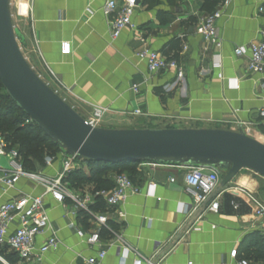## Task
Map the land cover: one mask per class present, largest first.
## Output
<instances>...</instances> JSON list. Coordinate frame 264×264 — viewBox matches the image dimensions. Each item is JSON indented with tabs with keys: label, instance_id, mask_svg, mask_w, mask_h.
Returning a JSON list of instances; mask_svg holds the SVG:
<instances>
[{
	"label": "crops",
	"instance_id": "crops-1",
	"mask_svg": "<svg viewBox=\"0 0 264 264\" xmlns=\"http://www.w3.org/2000/svg\"><path fill=\"white\" fill-rule=\"evenodd\" d=\"M116 1L121 6L122 0ZM226 1L228 5L215 11L222 12L217 26L223 40L224 80L211 69L215 50L205 49L196 34V24L208 15L202 0H138L136 29L127 28L116 40L107 0H16L13 17L20 22L21 46L30 66L85 120L100 108L106 110L102 128L133 129L141 123L142 128L154 129L243 130L261 141L264 76L250 73L249 59L236 57L234 50L264 41V0ZM63 42L71 44L70 56L61 55ZM140 50L176 56L184 78L178 80L174 71L151 74L136 56ZM133 86L139 87L138 94ZM136 109L144 116H133ZM61 160L58 156L41 173L57 176ZM8 162L0 157V166ZM79 165L78 169L85 167ZM137 170L141 192L117 209L101 211L116 228L111 237L101 236L108 250L103 264H119L121 259L125 264H237L232 250L242 252L249 235L264 225L242 198L243 189L257 198L260 193V184L250 175H239L221 187L219 214L206 213L197 221L199 215L186 214L191 203L185 191L186 168L139 165ZM151 182L157 184L154 192ZM72 191L81 199L92 195L87 189ZM21 193L40 196L43 189L27 180L13 190L0 186V204ZM44 201L60 247L46 254L43 264H82L94 256L99 247L88 246L77 231L100 234L103 229L69 200L60 205L46 196ZM232 201L240 204L239 210L233 209ZM50 235L48 231L40 236L38 246Z\"/></svg>",
	"mask_w": 264,
	"mask_h": 264
},
{
	"label": "built area",
	"instance_id": "built-area-1",
	"mask_svg": "<svg viewBox=\"0 0 264 264\" xmlns=\"http://www.w3.org/2000/svg\"><path fill=\"white\" fill-rule=\"evenodd\" d=\"M223 5H228V1ZM137 7L138 0H122L121 6L117 4L116 0H107L106 9L108 13L114 14V19L110 23L113 40L118 39L127 28L136 29L133 17ZM221 17V11L206 15L199 20L195 30L196 34L200 36L205 49L211 47L215 50V58L211 64V69L217 74L219 79L224 80V66L221 55L223 40L217 26V22ZM71 54V44L63 42L61 44V55L70 56ZM234 54L238 58L249 59L248 71L250 73L264 76V41L255 42L250 45H240L234 50ZM136 56L147 64V68L151 74L174 71L178 80L184 78V72L176 60L168 59L158 52L149 50H140ZM51 74L53 75L52 71ZM53 77L55 78L54 75ZM56 81L58 83L57 79ZM236 88L239 89V86L236 85ZM132 89L136 94L139 93L138 86H133ZM54 91L58 94L56 90ZM105 113L106 110L96 108L92 117L86 121L92 127H101ZM132 115L144 116V113L136 109L132 112ZM259 117L261 125H264V107L259 111ZM31 122L30 119L26 121L27 124ZM238 124L247 125L243 122H238ZM59 156L62 158L61 172L57 176L50 177L41 172H27L22 165L18 152L10 149L5 139L0 136V157L9 159L6 167L0 166V186L6 191L13 190L21 180H27L43 189V194L40 196L21 193L16 198L0 204V248L7 247L17 257V262L14 263L0 257V261L3 264H43L46 254L58 251L60 242L57 232L53 230L51 225L44 201L46 196H50L55 203L60 205H64L68 200L75 203L99 227L105 228L114 234V231L108 225L109 218L104 214H97L91 210L90 207L95 204L94 196L87 195L84 199H81L64 182L67 175L79 165V161L65 153H61ZM57 157H47L44 168L51 167ZM140 165L160 166L154 164ZM183 168L187 169L184 175L185 191L191 198V203L186 209L188 217L197 214L199 215L197 221H201L206 213L219 214V199L223 194L220 191L222 174L216 169L204 167ZM170 181L174 182V179ZM150 187L154 192L157 184L151 182ZM140 192V187L136 183L127 175L121 174L114 177V187L112 190L103 191L98 195L103 198L108 208L117 209L129 196L139 194ZM241 193L243 200L252 211V216L257 220H264V203L254 194L246 192L244 189L241 190ZM231 205L235 211L240 208V204L235 201H232ZM48 231H51V235L44 244L38 246V238ZM260 232L264 236V225L260 229ZM77 235L88 246L99 247L97 253L92 257L84 259L82 264H103L108 250L102 247L100 234L98 232L87 233L84 230H78ZM230 256L237 264H257L245 258L240 259L237 249L232 250ZM119 264H125V260L121 259ZM149 264L155 263L149 262Z\"/></svg>",
	"mask_w": 264,
	"mask_h": 264
},
{
	"label": "water",
	"instance_id": "water-1",
	"mask_svg": "<svg viewBox=\"0 0 264 264\" xmlns=\"http://www.w3.org/2000/svg\"><path fill=\"white\" fill-rule=\"evenodd\" d=\"M0 82L7 96L66 155L88 163L216 169L226 188L244 170L264 179V143L243 130L92 127L33 70L0 0Z\"/></svg>",
	"mask_w": 264,
	"mask_h": 264
},
{
	"label": "trees",
	"instance_id": "trees-1",
	"mask_svg": "<svg viewBox=\"0 0 264 264\" xmlns=\"http://www.w3.org/2000/svg\"><path fill=\"white\" fill-rule=\"evenodd\" d=\"M152 1V0H147ZM202 10L208 15L216 11L218 6L223 5L226 0H202ZM193 23L196 21L193 20ZM197 25V24H196ZM181 41H179L180 43ZM172 47H170L171 51ZM169 55V54H168ZM176 60V56L167 57ZM177 61V60H176ZM29 118L17 107V105L7 96L0 82V134L8 143L10 149L18 152L22 165L26 171H34L36 166H45L47 157L55 158L61 153H65L50 138L38 129L33 122L27 124ZM149 128V127H147ZM143 129V128H141ZM154 129V128H149ZM264 132V127L261 128ZM86 167L76 169L69 173L64 182L68 184L71 190H89L95 198V204L91 206L94 213L102 214V210L109 209L102 197L98 194L103 191H110L114 187V180L110 177L125 174L134 183L138 174L137 167L141 163H124V164H104L88 163L79 161ZM87 220L91 218L83 211ZM109 227L115 232V226L112 221H108ZM100 236L111 237L112 233L102 228ZM102 238V237H101ZM248 245L242 252H239V258L248 259L257 264H264V236L261 232L256 231L247 238ZM0 257L5 260L17 262L16 255L7 247L0 248ZM0 264H3L0 261Z\"/></svg>",
	"mask_w": 264,
	"mask_h": 264
},
{
	"label": "rangeland",
	"instance_id": "rangeland-1",
	"mask_svg": "<svg viewBox=\"0 0 264 264\" xmlns=\"http://www.w3.org/2000/svg\"><path fill=\"white\" fill-rule=\"evenodd\" d=\"M16 0H10V10H11V16H12V22H13V27H14V31H15V36L18 40V44L22 50V38H21V33L19 30V26H20V22L15 18V16L13 17V15H15L16 13ZM23 53V50H22ZM144 124L141 123H135L132 125V127H134L133 129H141L143 127ZM104 126V123L101 124V127ZM130 126V125H129ZM163 126V125H162ZM0 136L4 139V137L0 134ZM254 139H257V136L253 133H251V136ZM256 137V138H255ZM261 143H264V140H258ZM22 162V161H21ZM80 165L76 166L75 170L79 168ZM45 167V166H44ZM44 167H40L39 165L36 166V169L34 171H27V172H31V173H38L42 171V168ZM250 175L251 177H253L259 184H260V193L258 194V198L260 201H262L264 203V179L261 178L259 175L251 172V171H247L244 170L242 171L239 175ZM238 175V176H239ZM223 177V174H222ZM114 180V179H113ZM229 186V185H228ZM3 259L5 260V257H3Z\"/></svg>",
	"mask_w": 264,
	"mask_h": 264
}]
</instances>
